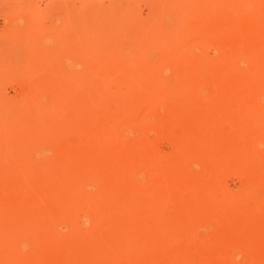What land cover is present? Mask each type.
I'll return each mask as SVG.
<instances>
[{
  "label": "rangeland",
  "instance_id": "rangeland-1",
  "mask_svg": "<svg viewBox=\"0 0 264 264\" xmlns=\"http://www.w3.org/2000/svg\"><path fill=\"white\" fill-rule=\"evenodd\" d=\"M0 264H264V0H0Z\"/></svg>",
  "mask_w": 264,
  "mask_h": 264
},
{
  "label": "bare ground",
  "instance_id": "bare-ground-1",
  "mask_svg": "<svg viewBox=\"0 0 264 264\" xmlns=\"http://www.w3.org/2000/svg\"><path fill=\"white\" fill-rule=\"evenodd\" d=\"M219 2V1H218ZM228 2V1H227ZM226 2V3H227ZM222 3V2H221ZM225 3V4H226ZM230 3H231V1H230ZM245 3V2H244ZM174 4V3H173ZM175 5V4H174ZM224 5V4H223ZM228 5H229V3H228ZM226 6V5H225ZM212 11V10H211ZM230 17V16H229ZM245 20V19H244ZM255 25V24H254ZM258 25V24H257ZM257 25H256V27H257ZM238 27V26H237ZM255 27V26H254ZM128 39V38H127ZM130 42V41H129ZM131 43V42H130ZM150 45V44H149ZM233 59V58H232ZM194 67V66H193ZM135 68H136V66H135ZM141 68V67H140ZM189 69V68H188ZM143 70H144V68H143ZM141 71V70H140ZM146 71V70H145ZM144 71V72H145ZM188 71V70H187ZM197 71V70H196ZM142 72V71H141ZM143 73V72H142ZM129 74V73H128ZM139 74V73H138ZM151 75V74H150ZM130 76V75H129ZM149 76V75H148ZM184 75H182L181 77H183ZM141 77V76H140ZM150 77V76H149ZM187 77V76H186ZM148 78V77H147ZM141 79V78H140ZM136 80V79H135ZM183 80H184V77H183ZM146 81H148V80H146ZM182 80H180V82H181ZM185 81V80H184ZM139 82V81H138ZM152 82H153V79H152ZM148 83V82H147ZM183 83V82H182ZM190 83V82H189ZM135 84V83H134ZM157 84V83H156ZM165 84V83H164ZM185 84V83H184ZM196 84V83H195ZM179 85H180V83H179ZM153 86V85H152ZM178 86V85H177ZM176 86V87H177ZM196 86V85H195ZM136 87V86H135ZM155 87V86H154ZM158 87V86H157ZM162 87V86H161ZM175 87V88H176ZM102 88V87H101ZM137 89V88H136ZM196 89V88H195ZM130 90V89H129ZM158 90V89H157ZM192 90V89H191ZM177 91V90H176ZM104 92V91H103ZM154 94H156V93H154ZM227 94V93H226ZM101 95H102V93H101ZM117 95V94H116ZM161 96V95H160ZM101 97V96H100ZM127 97V96H126ZM153 97H154V95H153ZM157 97V96H156ZM155 97V98H156ZM99 98V97H98ZM106 98H108V97H106ZM105 98V99H106ZM131 98V97H130ZM238 98V97H237ZM92 99V98H91ZM101 99V98H100ZM83 100V99H82ZM130 100V99H129ZM136 99H134L133 101H135ZM106 101V100H105ZM122 101V100H121ZM132 101V102H133ZM119 102V101H118ZM126 102V101H125ZM122 103V102H121ZM127 103H128V101H127ZM129 103H131V102H129ZM124 104V103H123ZM122 104V105H123ZM102 105H103V103H102ZM117 105V104H116ZM119 106V105H118ZM107 107V106H106ZM117 107V106H116ZM128 107V106H127ZM127 107L125 108V110H127ZM102 108V107H101ZM118 108V107H117ZM116 108V109H117ZM130 108V107H129ZM129 108H128V110H129ZM122 109V108H121ZM112 111V110H111ZM116 111V110H115ZM115 111H112V112H115ZM123 111H124V109H123ZM129 112V111H128ZM89 113V112H88ZM123 114H124V112H122ZM126 113H127V111H126ZM98 114V113H97ZM84 115V114H83ZM85 115H87V114H85ZM93 116H95V115H93ZM92 118V117H91ZM113 117H111V119H112ZM93 119V118H92ZM112 120H110V122H111ZM113 121H115V120H113ZM102 122V121H101ZM116 122V121H115ZM107 123V122H106ZM87 124H88V122H87ZM112 124V123H111ZM117 124H115V126H116ZM95 126V125H94ZM93 126V127H94ZM104 126V125H103ZM111 126V125H110ZM90 127V126H89ZM113 127H114V125H113ZM112 127V128H113ZM83 128V127H82ZM102 128V127H101ZM90 129V128H89ZM115 129V128H114ZM89 133H90V131L88 132V135H89ZM92 133H95V132H92ZM98 133V132H97ZM96 136V135H95ZM104 136V135H103ZM97 137V136H96ZM100 148V147H99ZM104 148V147H103ZM94 150V149H93ZM86 151H88V150H86ZM96 151V150H95ZM88 153V152H87ZM90 154V153H89ZM90 157V156H89ZM87 160V159H86ZM102 166V165H101ZM17 167V166H16ZM21 167H22V165H21ZM132 169H133V167H132ZM97 170V169H96ZM109 170H110V167H109ZM132 171V170H131ZM134 171H135V169H134ZM92 173H93V171H92ZM16 174V173H15ZM133 174V173H132ZM130 176V175H129ZM44 177H46V176H44ZM49 177V176H48ZM126 178V177H125ZM46 179H48V178H46ZM12 180V179H11ZM9 182H11V181H9ZM16 182V181H15ZM84 182V181H83ZM90 182H92V181H90ZM89 182V183H90ZM35 183V182H34ZM44 183V182H43ZM81 185V184H80ZM92 185H93V183H92ZM40 186V185H39ZM39 186H38V188H39ZM56 186V185H55ZM95 186V185H94ZM37 187V186H36ZM33 188H34V185H33ZM47 188V187H46ZM30 189H32L31 187H30ZM40 189V188H39ZM38 189V190H39ZM44 189H45V187H44ZM24 191V190H23ZM30 191V190H29ZM91 191V190H90ZM35 192V191H34ZM108 192V191H107ZM24 193V192H23ZM29 193H31V191L29 192ZM38 193V192H37ZM43 193V192H42ZM41 193V194H42ZM49 193V192H48ZM84 193V192H83ZM26 194V193H25ZM36 194V193H35ZM47 194V193H46ZM28 195H30V194H28ZM49 195V194H48ZM111 195V194H110ZM82 196V195H81ZM79 197V196H78ZM75 198H77V197H75ZM74 201V200H73ZM72 201V202H73ZM76 201V200H75ZM135 201V200H134ZM106 206V205H105ZM35 207H36V205H35ZM92 208H93V206H92ZM103 210V209H102ZM93 211H95V210H93ZM242 218V217H241ZM250 218V217H249ZM23 219V218H22ZM251 219V218H250ZM249 219V220H250ZM253 219V218H252ZM30 220V219H29ZM21 222V221H20ZM23 222H25V221H23ZM32 222V221H31ZM252 222V221H251ZM18 224V223H17ZM31 224H33V223H31ZM15 225V224H14ZM22 225H26V224H22ZM13 226V224H11V227ZM27 226V225H26ZM16 227H17V225H16ZM22 227V226H21ZM29 229H30V227H29ZM35 230V229H34ZM14 231V230H13ZM24 231V230H23ZM9 232H11V231H9ZM22 232V231H21ZM9 234V233H8ZM14 235H15V233H14ZM17 236H20V235H17ZM53 236V235H52ZM85 236V235H84ZM3 237V236H2ZM10 237V236H9ZM20 237H22V236H20ZM89 239V238H88ZM16 240V238L14 239V241ZM18 240V239H17ZM16 240V241H17ZM22 240V239H21ZM73 240V239H72ZM77 240V239H76ZM75 240V241H76ZM4 241H7V239L6 240H4ZM10 240H8V242H9ZM11 242H13V241H11ZM95 242H97V241H95ZM82 243V242H81ZM11 244V243H10ZM19 244V243H18ZM21 244V243H20ZM120 246V245H119ZM122 246V245H121ZM8 247V246H7ZM13 248V247H12ZM10 249V248H9ZM99 249V248H98ZM14 250H16V249H14ZM239 250V249H238ZM11 251V250H10ZM9 251V252H10ZM10 254V253H9ZM13 254V253H12ZM12 256V255H11ZM94 257V256H93ZM112 258V257H111Z\"/></svg>",
  "mask_w": 264,
  "mask_h": 264
}]
</instances>
